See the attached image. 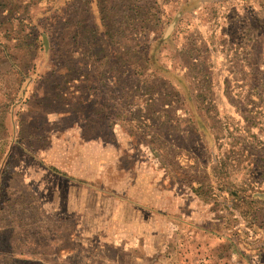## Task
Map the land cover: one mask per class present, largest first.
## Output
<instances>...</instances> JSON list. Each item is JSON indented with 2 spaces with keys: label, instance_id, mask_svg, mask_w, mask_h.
Wrapping results in <instances>:
<instances>
[{
  "label": "rangeland",
  "instance_id": "374dc122",
  "mask_svg": "<svg viewBox=\"0 0 264 264\" xmlns=\"http://www.w3.org/2000/svg\"><path fill=\"white\" fill-rule=\"evenodd\" d=\"M0 264H264V0H0Z\"/></svg>",
  "mask_w": 264,
  "mask_h": 264
},
{
  "label": "trees",
  "instance_id": "16d2710c",
  "mask_svg": "<svg viewBox=\"0 0 264 264\" xmlns=\"http://www.w3.org/2000/svg\"><path fill=\"white\" fill-rule=\"evenodd\" d=\"M54 171L57 172V173H60V172H59L58 170H56L55 168H54Z\"/></svg>",
  "mask_w": 264,
  "mask_h": 264
},
{
  "label": "crops",
  "instance_id": "0c3cea01",
  "mask_svg": "<svg viewBox=\"0 0 264 264\" xmlns=\"http://www.w3.org/2000/svg\"><path fill=\"white\" fill-rule=\"evenodd\" d=\"M123 235V234H122Z\"/></svg>",
  "mask_w": 264,
  "mask_h": 264
}]
</instances>
